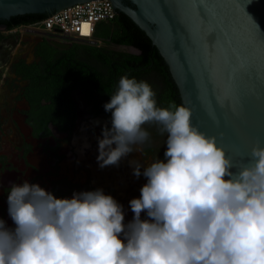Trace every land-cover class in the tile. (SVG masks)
Masks as SVG:
<instances>
[{
    "label": "clouds",
    "instance_id": "clouds-1",
    "mask_svg": "<svg viewBox=\"0 0 264 264\" xmlns=\"http://www.w3.org/2000/svg\"><path fill=\"white\" fill-rule=\"evenodd\" d=\"M111 113L98 139L99 167L150 141L143 127L167 134L164 159L129 161L147 182L129 201L133 219L102 189L57 198L39 184L13 183L0 219V264H264V147L234 161L192 124L191 111L158 107L146 81L123 76L104 105ZM142 212L147 218L142 219Z\"/></svg>",
    "mask_w": 264,
    "mask_h": 264
},
{
    "label": "water",
    "instance_id": "water-1",
    "mask_svg": "<svg viewBox=\"0 0 264 264\" xmlns=\"http://www.w3.org/2000/svg\"><path fill=\"white\" fill-rule=\"evenodd\" d=\"M95 0H0V22ZM158 50L192 124L234 161L264 147V0H109ZM58 49L70 44L56 40ZM141 152L132 157L139 159Z\"/></svg>",
    "mask_w": 264,
    "mask_h": 264
},
{
    "label": "trees",
    "instance_id": "trees-1",
    "mask_svg": "<svg viewBox=\"0 0 264 264\" xmlns=\"http://www.w3.org/2000/svg\"><path fill=\"white\" fill-rule=\"evenodd\" d=\"M45 16L28 14L13 17L9 22L29 24ZM3 38L0 34V42ZM94 38L131 45L139 51V56L127 58L93 45L73 44L61 50L44 41L36 49L39 62L29 66L21 61L13 66L14 71L30 83V119L36 134L42 130L46 135L51 134L49 125L59 131L71 132L74 129L81 115L73 96L76 90L83 94L90 107L87 111L92 116H105L111 127V113L105 111L104 105L117 91L123 76L151 85L156 92L158 107L167 108L170 102L182 106L179 91L163 58L149 37L127 15L118 13L113 21L97 25ZM42 101L46 104L42 105ZM145 127L152 135L144 151L164 159L167 136L161 145L153 146L151 141L161 135L159 126L152 123L145 124Z\"/></svg>",
    "mask_w": 264,
    "mask_h": 264
},
{
    "label": "flooded vegetation",
    "instance_id": "flooded-vegetation-1",
    "mask_svg": "<svg viewBox=\"0 0 264 264\" xmlns=\"http://www.w3.org/2000/svg\"><path fill=\"white\" fill-rule=\"evenodd\" d=\"M9 21H5L3 23L0 22L1 34H3V31L1 30L2 28L7 29L10 25L16 24V22L10 23ZM39 36L34 38L26 37L25 41H29L31 44H29L28 48L26 49L29 50L27 53H12V48L14 47L15 43H13L14 41H11L9 38H5L0 42V79H2V81L4 80L5 82L6 80H10L12 82L15 81V83L21 85L19 86L20 88L18 93L14 94L10 101L12 105L15 104L14 106H16V102H19V109L16 110L15 107V110L9 111V113L5 111V116L7 117L4 119L6 120H0V131L3 129L5 134L4 125L7 124L8 126L6 127L11 128V133H14L16 139H18V143L11 147L15 152L14 154H16L15 164L8 158L7 154L1 152L3 138H9L10 135L5 136L0 133V219H3L10 228H14L15 225L8 214L7 198L9 194L8 190L15 182L16 184H19L22 182L21 180L34 179L33 183L36 184L37 181H40L44 185V188L47 186V191L54 194L57 198H71L74 192L94 191L102 186L96 184L95 181H93L92 175L88 172V167L85 166L84 168L85 164H83V162L81 163V160L73 161V163L71 161L74 151L70 149V147L74 145V132L78 119L81 115L76 120L75 127L71 132L59 131L55 126L49 125L51 134L46 135L43 130L39 132V134H36L35 127L32 125V121L30 119L32 107L29 100L30 91L32 89L28 79H24L22 76L18 75L14 71L13 66L20 63L21 61L24 62L25 65L29 66L34 62H39L40 58L36 57V49L44 41H49L46 38L42 36L40 38ZM8 86L10 91L15 90L14 85ZM2 90L3 89L0 88V92ZM9 90H7V92H10ZM45 102L46 101H42L41 104L44 105L46 104ZM77 105L80 112H82L78 103ZM88 109H90V107L85 101L83 110L85 111V115L88 117L89 121L94 119H103L106 122L105 124H100L99 127H95L94 125L88 126V128H91V135L97 133L98 135L100 134L99 136L101 137L103 127L105 125L110 127V123L103 115L92 116L87 111ZM144 128L146 129L145 125ZM60 136H63V139H61ZM43 141H46V144H41ZM62 141L64 143H62ZM151 143L153 146H158L161 145L162 141L159 143L158 138H156L155 140L153 139ZM64 144L65 147L63 146ZM146 145L147 143L142 146L143 151L137 161L141 162L142 160H150L153 162L154 160L158 159L159 157L144 151ZM37 147L41 148L40 155L36 153L35 149ZM132 153L128 155V164L129 161L134 160ZM44 156L46 160L44 159ZM30 157L36 161L35 163L38 165V167L41 164V168L44 173L38 170L39 168L37 166L35 167L30 162ZM142 171L143 169L141 172ZM15 173L16 177L14 176ZM32 173H35V175ZM115 186L108 185V187L102 188V190L106 195H111L119 204L122 205L119 200L120 196L117 195V187ZM136 186L138 185L136 184ZM138 187L140 188L134 187V189L129 194L134 197L140 196V189L142 186ZM135 189H138V191H135ZM126 211L127 208L124 206L123 212L125 216V224L133 219V216L127 215ZM141 218L146 219V214H142Z\"/></svg>",
    "mask_w": 264,
    "mask_h": 264
},
{
    "label": "rangeland",
    "instance_id": "rangeland-1",
    "mask_svg": "<svg viewBox=\"0 0 264 264\" xmlns=\"http://www.w3.org/2000/svg\"><path fill=\"white\" fill-rule=\"evenodd\" d=\"M29 24H19V25L15 24L14 27L7 28V29L4 28L5 31H3V34L0 33L4 37L3 39L9 38L11 41H14L13 43L15 44H14V47L12 48V53H15V54L24 53V52L27 53L29 50H26V49L28 48V45L30 43L29 41L28 42L25 41L26 37L34 38V37L39 36L38 33L31 31L30 28H27V25ZM39 37L41 38V36ZM68 44L88 45V43L86 42H68ZM90 45L97 46L103 50L110 51L120 56L127 57V58H131V57L136 58L139 56V51L136 50L133 46L128 45V44H115L109 40H106V41L97 40V42L94 41V43H91ZM61 50H65V49H61ZM8 85L10 86L14 85L15 90L10 91ZM19 86L21 85L15 83V81L12 82L10 80H6L5 82L4 80L2 81V79H0V88L3 89L0 92V120L1 119L4 121L6 120L4 119L7 117L5 116V111L9 113V111L15 110V107H16V110L19 109V102H16V106H14L15 104L12 105L10 102L11 97L14 94L18 93L19 88H20ZM7 90H9L10 92H7ZM73 96L76 102L81 107L82 112H81L80 118L78 119L76 129L74 132V138H73L74 145L70 147V149L74 151V155L71 158L72 163L73 161L81 160V163L83 162V164H85L84 168L85 166L88 167V172L89 174L92 175L93 181H95L96 184L102 185L100 186L99 189L106 188L108 187V185H114V186L116 185L115 187H117V195L120 196L119 200L122 203V206L123 207L125 206L127 208L126 214L134 216V213L132 212L130 208L129 201L132 200L133 198H139L140 196L134 197V196H131L129 193H131L134 187L140 188L138 186H143L147 182L146 178L143 177V175H141L140 178H136L133 175V169L128 164V156L121 159L119 166H107V167H104L103 169L99 167V164L97 161V156L99 154L98 139L101 138L102 136L100 137L99 136L100 134L98 135L97 133H95L94 135L93 134L91 135L90 134L91 128H88V126L94 125L95 127H99L100 124H105L106 122L103 119H94L92 121H89L88 117L85 115L86 114L85 111L83 110L84 105H85V99H83L82 93L76 90L73 92ZM6 126L8 125L7 124L4 125L5 134H4L3 129L0 131V133H2V135H5V136L10 135V137L7 138L3 136L4 138L2 141L3 146H2L1 152L7 154L8 158L16 164V154H14L15 152L12 150L11 147L14 146L16 143H18V139H16V136L14 133H11V128L6 127ZM164 136H167V135L161 134L158 137L159 143L165 140ZM60 137L61 139H63V136H60ZM62 143L64 142L62 141ZM41 144H46V141L41 142ZM63 146L65 147V144ZM35 150H36V153L40 155L41 148L37 147ZM44 159H45V156H44ZM142 161H141V164L143 165L142 169L152 163V161L150 160H142ZM30 162L35 167L36 166L38 167V165L35 163L36 161L33 160L31 157H30ZM38 168H39L38 170L44 173L42 171L41 164L39 165ZM32 174L35 175V173H32ZM14 176L16 177V173L14 174ZM25 180L26 179L21 180L22 182H20L19 184H22ZM26 181H28L31 184H34L33 183L34 179L26 180ZM36 184H39V186L45 189L46 191L48 190V188H46L47 186H45L44 188V185L40 181H37ZM136 184L138 186H136ZM135 191H138V189H135ZM142 214H146V213L142 212ZM124 223L126 222L124 221Z\"/></svg>",
    "mask_w": 264,
    "mask_h": 264
},
{
    "label": "built area",
    "instance_id": "built-area-1",
    "mask_svg": "<svg viewBox=\"0 0 264 264\" xmlns=\"http://www.w3.org/2000/svg\"><path fill=\"white\" fill-rule=\"evenodd\" d=\"M117 15L113 12L111 1L95 0L64 8L53 16H45L40 21L30 23L27 28L47 40L93 43L97 25L111 22Z\"/></svg>",
    "mask_w": 264,
    "mask_h": 264
},
{
    "label": "crops",
    "instance_id": "crops-1",
    "mask_svg": "<svg viewBox=\"0 0 264 264\" xmlns=\"http://www.w3.org/2000/svg\"><path fill=\"white\" fill-rule=\"evenodd\" d=\"M94 41H96V42H97V40H96V39H95ZM93 43H94V42H93ZM90 44H91V43H88V45H90ZM70 47H71V44H70ZM70 47H69V48H70Z\"/></svg>",
    "mask_w": 264,
    "mask_h": 264
},
{
    "label": "snow or ice",
    "instance_id": "snow-or-ice-1",
    "mask_svg": "<svg viewBox=\"0 0 264 264\" xmlns=\"http://www.w3.org/2000/svg\"><path fill=\"white\" fill-rule=\"evenodd\" d=\"M85 28H87V26H85ZM85 34H87V32H85Z\"/></svg>",
    "mask_w": 264,
    "mask_h": 264
}]
</instances>
